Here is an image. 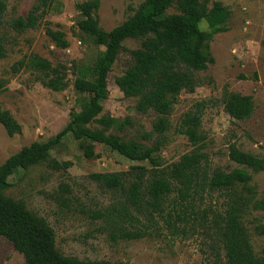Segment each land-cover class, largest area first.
I'll use <instances>...</instances> for the list:
<instances>
[{
    "label": "rangeland",
    "instance_id": "rangeland-1",
    "mask_svg": "<svg viewBox=\"0 0 264 264\" xmlns=\"http://www.w3.org/2000/svg\"><path fill=\"white\" fill-rule=\"evenodd\" d=\"M85 0H56L43 19L50 27L63 32L67 47H56L45 34L43 23L22 32L7 25L0 31L7 36V53L0 59V110L7 111L20 126L18 133L9 136L0 124V166L22 147L45 142L68 123L70 112L80 111L86 103L85 95L77 93L73 81L81 71L91 67L104 49L96 45L75 26L79 18L76 3ZM143 0H100L96 11L98 25L106 32L124 22ZM201 1V0H200ZM34 0H7L4 20L25 16ZM225 7L230 15L225 30L212 35L208 50L213 63L196 73L200 84L193 92L182 91L175 98L168 116L169 128L158 134L153 130L157 113L139 111L137 97H126L115 84L131 63L129 50L137 41L125 40L108 76V96L102 102L101 115H109L124 123L122 131H114L126 140L151 146L160 141L153 153L157 165L148 161H132L101 144H94V156L87 158L79 142L66 135L62 143L50 152L49 159L25 170H17L9 178L5 194L21 202L27 210L44 218L55 234L56 247L65 256L82 261L108 260L126 264H205L208 248L196 236L172 237L161 229L159 234L140 239L112 241L102 219L93 218L95 212L106 210L123 199L121 193L101 186L89 177L91 173L127 171L134 166L147 170L143 184L149 186L160 169H167L191 151L204 154L203 165L208 172L230 171L241 167L228 157L229 146L255 156L264 154V0H209L208 9ZM199 28L212 29L205 20ZM37 55L59 69L66 87L53 91L42 83V75L31 69L13 73L11 66L18 60ZM226 91L250 95L252 114L243 120L231 118L223 109L222 95ZM202 103L199 132L201 144H192L176 128L184 113L195 111ZM97 128L96 123L84 125ZM52 162L63 169H56ZM250 184L258 198H264V171L247 169ZM253 252L261 255L264 234L255 231L264 225V210H250L243 217ZM0 264H26L23 256L0 237Z\"/></svg>",
    "mask_w": 264,
    "mask_h": 264
},
{
    "label": "trees",
    "instance_id": "trees-1",
    "mask_svg": "<svg viewBox=\"0 0 264 264\" xmlns=\"http://www.w3.org/2000/svg\"><path fill=\"white\" fill-rule=\"evenodd\" d=\"M56 0H34L25 16L4 20L7 0H0V30L4 25L16 32L44 25L45 34L59 48L68 42L62 31L50 27L44 17ZM209 0H143L124 22L106 32L99 25L96 11L100 0L77 2L79 18L75 26L91 43L104 49L93 65L73 81L74 90L86 97L80 111L72 110L67 125L45 142H34L12 154L0 166V237L6 239L20 253L26 264H126L108 260L82 261L59 252L55 234L47 221L27 210L21 202L9 198L5 191L9 178L17 170H25L49 159L66 135L79 142L87 158L93 157L94 144H101L132 161H148L154 166L153 153L160 141L151 146L126 140L114 131H122L124 123L109 115H100L102 102L108 96L107 76L125 40L138 42L129 50L131 63L115 84L126 97H137L139 111L157 113L153 130L158 134L169 128L168 116L175 98L182 91L193 92L200 84L196 73L213 63L208 50L212 35L225 30L230 12L216 6L208 9ZM205 20L211 32L199 28ZM7 36L0 31V59L7 53ZM31 69L43 77L42 83L53 91H62L66 85L57 67L37 55H29L11 66L13 73ZM3 83L0 81V89ZM224 111L235 120L248 118L253 112L250 95L226 91L222 95ZM184 113L176 130L192 144H201L199 132L201 108ZM96 123L97 128L83 127ZM0 124L9 136L20 131V126L7 111L0 110ZM94 143V144H93ZM229 159L241 167L224 172H208L203 165L204 154L191 151L167 169H160L149 186L143 184L147 170L134 166L127 171L91 173L89 177L101 186L121 193L123 199L106 210L95 212L93 218L102 219L112 241L140 239L159 234L164 229L172 237L202 238L208 248L205 264H264L261 255L253 252L249 233L243 223L250 210H264V198H258L250 184L247 169L264 171V154L255 156L240 150L234 144L228 149ZM52 162L56 169L65 168ZM255 231L264 234V225Z\"/></svg>",
    "mask_w": 264,
    "mask_h": 264
}]
</instances>
